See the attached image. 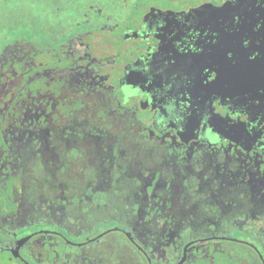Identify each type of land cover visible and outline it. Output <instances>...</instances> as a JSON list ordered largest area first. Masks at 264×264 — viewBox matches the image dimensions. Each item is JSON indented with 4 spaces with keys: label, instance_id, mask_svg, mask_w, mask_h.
Masks as SVG:
<instances>
[{
    "label": "flooded vegetation",
    "instance_id": "1",
    "mask_svg": "<svg viewBox=\"0 0 264 264\" xmlns=\"http://www.w3.org/2000/svg\"><path fill=\"white\" fill-rule=\"evenodd\" d=\"M41 1L0 34V264H264V0Z\"/></svg>",
    "mask_w": 264,
    "mask_h": 264
},
{
    "label": "rangeland",
    "instance_id": "2",
    "mask_svg": "<svg viewBox=\"0 0 264 264\" xmlns=\"http://www.w3.org/2000/svg\"><path fill=\"white\" fill-rule=\"evenodd\" d=\"M51 8L41 0H0V34L31 33L37 28L45 27L54 15L49 11ZM90 235L92 234L88 236ZM105 239L108 238L104 237L102 242ZM90 247H83V250Z\"/></svg>",
    "mask_w": 264,
    "mask_h": 264
}]
</instances>
